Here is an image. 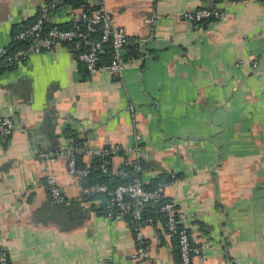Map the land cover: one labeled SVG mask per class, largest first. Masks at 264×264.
<instances>
[{
    "label": "crops",
    "instance_id": "obj_1",
    "mask_svg": "<svg viewBox=\"0 0 264 264\" xmlns=\"http://www.w3.org/2000/svg\"><path fill=\"white\" fill-rule=\"evenodd\" d=\"M46 1L0 0V47ZM104 4L127 30L122 73H89L68 44L0 72V108L16 122L0 136V248L11 264H138L133 225L106 215L105 195L86 190L60 150L75 139L87 149L131 145L140 134L145 184L177 177L165 196L199 247L194 263L264 264V0L226 1L222 17L199 23L183 12L203 0ZM79 13L62 1L51 21L68 27ZM125 162L112 157L110 175L128 178ZM145 213L153 264H180L157 206Z\"/></svg>",
    "mask_w": 264,
    "mask_h": 264
},
{
    "label": "built area",
    "instance_id": "obj_2",
    "mask_svg": "<svg viewBox=\"0 0 264 264\" xmlns=\"http://www.w3.org/2000/svg\"><path fill=\"white\" fill-rule=\"evenodd\" d=\"M235 0H203L202 6L186 10L183 18L193 23H199L210 18H220L223 15L222 3ZM60 0H47L38 11L37 19L23 26L14 35V40L24 41L26 45L17 47L10 52L7 47H0V55L4 56L7 66L23 62L32 54L51 50L60 44L71 43L72 53L84 63L91 74L109 72L118 75L125 69L128 58L125 47L128 41L127 30L124 26L116 24L112 12L104 4V0H97L99 6L92 7L88 2L82 3L80 13L71 26L65 27L51 21V13ZM149 20V19H148ZM108 44L111 48V58L104 60L102 50ZM76 51V52H75ZM244 60L239 58L237 63ZM254 66L258 60H253ZM16 130V122L12 115L4 114L0 108V136L6 137ZM140 134L135 135L136 142L131 145L109 144L93 149H87L84 144L71 141L60 152L68 156V172L82 180L89 176L92 167L81 164L79 157L88 152L92 157H99L102 172H109V162L117 154L124 156L125 164H130V169L124 170L127 180L114 185L108 183H93L85 186L92 192H104L107 195L105 213L108 217H126L133 225L137 238V247L131 254L138 264H153V257L147 241L142 233L146 223L154 221L152 216L145 213L148 204L156 205L165 219L166 233L176 238L179 248L180 264H195L193 256L199 247L193 243L189 228L182 223V212L174 199L166 198V189L177 177L163 178L156 181L154 186L148 187L141 171L142 146L139 143ZM50 156V155H49ZM46 182L49 186L51 197L60 202L63 192L57 183L55 175L46 165ZM0 264H11L9 251L0 248ZM202 264V263H199Z\"/></svg>",
    "mask_w": 264,
    "mask_h": 264
},
{
    "label": "trees",
    "instance_id": "obj_3",
    "mask_svg": "<svg viewBox=\"0 0 264 264\" xmlns=\"http://www.w3.org/2000/svg\"><path fill=\"white\" fill-rule=\"evenodd\" d=\"M62 1L64 3L66 2V3L71 4L73 7H80L82 5V3H84V2H88V3L92 4V7H98L99 6L98 2H96L95 0L93 2L88 1V0H60V2L58 3V5L56 6V8H58L61 5V2ZM34 21H32V22H34ZM32 22H30V23H32ZM64 44H68V45L72 46L71 43H64ZM24 45H26V42H24V41H16V40H13V42L11 43V45L9 47H7V48H8V50L10 52H12L17 47L24 46ZM102 57H103L104 60H109L111 58V48H110V46L108 44H106L104 46L103 50H102ZM11 66H13V65H11ZM11 66L5 65L4 64V56L3 55H0V72L3 71V70H5V69H7V68H9V67H11ZM75 142L80 143L76 139H75ZM82 157H83V155H81L79 157V162L84 165L86 163L82 161L83 160ZM92 160H93V162L91 164H89L92 167V172L89 174V176H87L86 178L82 179V182L84 183L85 186L91 185L93 183H108L110 185H114V184H117L119 182H123V181H126L127 180V178H122V177H119V176L112 177L110 175V173H111L110 172V162H109V172L108 173H104V172H102V170L100 168V162H101L100 158L99 157H93ZM130 167H131L130 164H124V169H127L128 170V169H130ZM97 193H103L105 195L106 201H107V195H106V193H104V192H97ZM106 201H105V205H106ZM149 205H153V204H148V206ZM148 206H146V207H148ZM146 207H145V209H146Z\"/></svg>",
    "mask_w": 264,
    "mask_h": 264
}]
</instances>
